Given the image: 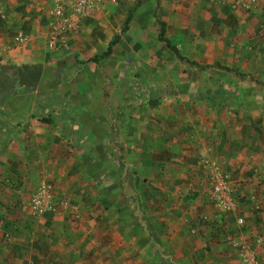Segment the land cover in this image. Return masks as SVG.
I'll use <instances>...</instances> for the list:
<instances>
[{
    "label": "crops",
    "instance_id": "crops-1",
    "mask_svg": "<svg viewBox=\"0 0 264 264\" xmlns=\"http://www.w3.org/2000/svg\"><path fill=\"white\" fill-rule=\"evenodd\" d=\"M112 3L0 0V264H264V0Z\"/></svg>",
    "mask_w": 264,
    "mask_h": 264
},
{
    "label": "built area",
    "instance_id": "built-area-1",
    "mask_svg": "<svg viewBox=\"0 0 264 264\" xmlns=\"http://www.w3.org/2000/svg\"><path fill=\"white\" fill-rule=\"evenodd\" d=\"M53 8L50 11L49 18L51 23V31L47 36V47L50 50H56L67 43V39L74 33L80 31L81 22L90 17L93 13L101 11L106 4L116 2L117 0H52ZM217 1V0H215ZM226 3V1H225ZM242 4L233 2L231 8L237 9ZM247 7L246 5H243ZM18 43H22L24 38L18 36ZM222 184L217 183L214 186L216 192L221 191ZM53 185L47 179H43L36 192V196L32 200V215L41 216L50 208L49 197L52 193ZM224 207L229 208V204ZM239 223L243 220L238 219ZM240 246V260L245 264L257 263V250L255 245L263 243L261 238L255 240L243 239ZM254 244V245H253Z\"/></svg>",
    "mask_w": 264,
    "mask_h": 264
},
{
    "label": "trees",
    "instance_id": "trees-1",
    "mask_svg": "<svg viewBox=\"0 0 264 264\" xmlns=\"http://www.w3.org/2000/svg\"><path fill=\"white\" fill-rule=\"evenodd\" d=\"M131 18V13L129 14V16L127 17L126 19V22H125V27H124V30L127 28V23L129 22ZM160 25H161V29H160V40L162 42H164L168 47H170L172 50H174L176 52V49L171 45L170 41L168 39H166L164 37V33H165V25L163 22H160ZM118 41V37H116L109 45L107 51H105L102 55L100 56H96L94 58V60L96 61L99 57H105L107 55H110L112 53V46Z\"/></svg>",
    "mask_w": 264,
    "mask_h": 264
},
{
    "label": "rangeland",
    "instance_id": "rangeland-1",
    "mask_svg": "<svg viewBox=\"0 0 264 264\" xmlns=\"http://www.w3.org/2000/svg\"><path fill=\"white\" fill-rule=\"evenodd\" d=\"M138 0H117L116 2H113L112 4H117L118 7L117 10H121V8L125 11H128L132 8V6L137 2ZM126 16V15H125ZM118 21H120V18H117ZM122 21V20H121ZM120 21V22H121Z\"/></svg>",
    "mask_w": 264,
    "mask_h": 264
}]
</instances>
